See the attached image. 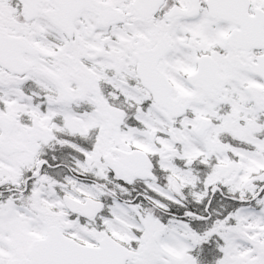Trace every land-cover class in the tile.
I'll return each instance as SVG.
<instances>
[{
    "label": "snow or ice",
    "instance_id": "1",
    "mask_svg": "<svg viewBox=\"0 0 264 264\" xmlns=\"http://www.w3.org/2000/svg\"><path fill=\"white\" fill-rule=\"evenodd\" d=\"M0 264H264V0H0Z\"/></svg>",
    "mask_w": 264,
    "mask_h": 264
}]
</instances>
